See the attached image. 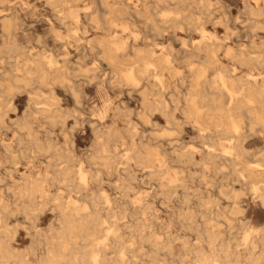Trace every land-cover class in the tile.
<instances>
[{
    "label": "clouds",
    "instance_id": "9594fccd",
    "mask_svg": "<svg viewBox=\"0 0 264 264\" xmlns=\"http://www.w3.org/2000/svg\"><path fill=\"white\" fill-rule=\"evenodd\" d=\"M0 264H264V0H0Z\"/></svg>",
    "mask_w": 264,
    "mask_h": 264
}]
</instances>
